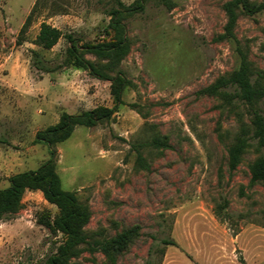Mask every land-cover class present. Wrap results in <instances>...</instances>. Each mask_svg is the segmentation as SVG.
<instances>
[{"label":"rangeland","instance_id":"1","mask_svg":"<svg viewBox=\"0 0 264 264\" xmlns=\"http://www.w3.org/2000/svg\"><path fill=\"white\" fill-rule=\"evenodd\" d=\"M0 0V187L12 174L34 170L49 158L35 133L58 121L62 111L113 107L111 78L126 85L109 119L76 126L55 145L62 187L89 213L83 233L90 242L135 228L137 235L115 253L80 245L78 264H264V179L251 180L254 160L264 154L252 137L249 106L236 97L203 89L238 67L240 47L253 70L264 69V9L235 7V40L220 37L230 0H145L143 11L122 22L128 54L117 66L84 54L110 79L66 65L64 38L51 49L33 44L45 21L83 42L109 39L108 12L136 0ZM250 4L264 0H248ZM264 83V81H263ZM231 92L230 90H227ZM131 104V105H129ZM264 117V96L257 102ZM242 127L248 146L235 169L228 148ZM154 137L167 146L154 147ZM136 148H139L138 157ZM57 208L38 190H25L21 208L0 219V264H43L63 240L40 223ZM162 239L174 245L162 244Z\"/></svg>","mask_w":264,"mask_h":264},{"label":"trees","instance_id":"2","mask_svg":"<svg viewBox=\"0 0 264 264\" xmlns=\"http://www.w3.org/2000/svg\"><path fill=\"white\" fill-rule=\"evenodd\" d=\"M122 6L119 0H115ZM158 4L167 8L171 7L170 0H156ZM38 0L35 1L28 14L20 32L23 33L31 21ZM241 4L242 9L247 14H254L264 9V3L250 4L248 0H230L225 3L227 22L224 26V34L220 37H229L237 42L232 29L236 21L235 7ZM145 0H136L131 8L112 9L108 12L109 21L107 31L109 39L101 42H83L70 33H64L59 28L42 21L39 24L38 32L33 40V44L42 49H51L60 38L68 42L66 48V65L87 70L94 77L99 79H110L84 57L90 53L97 58L108 59L113 66H117L128 54L130 45L126 28L122 22L123 18L133 11H143ZM239 55L238 67L228 75L217 78L212 84L205 87L203 91L209 95H224L229 98L236 97L247 104L252 114V124L254 126L252 137L256 139L259 146L264 147V117L257 107V102L264 96V69L253 70L249 65L246 53L236 47ZM114 86L111 93L113 95L114 106H96L92 109L84 110L80 113H68L62 111L58 121L38 130L35 133V142L43 143L47 146L49 158L34 170L21 171L8 177V186L0 187V219H7L14 216L21 208V198L25 190H38L43 198L57 208V213L53 216L49 212L41 214L39 221L51 232H60L63 240L56 248V251L47 256L43 264H78L73 260L79 253V246L87 245V249L92 251L101 249L110 260L114 262L115 253L122 250L127 242L137 235L135 228H128L121 231L116 236L102 242H90L83 233V226L89 221L90 213L87 207L81 203L76 194L65 190L62 187L61 179L55 169V145L66 140L76 126H92L97 122L109 119L115 112L117 105L122 104L121 94L126 85L125 78L121 72L111 78ZM230 90L231 92H228ZM131 105V104H129ZM248 129L242 127L235 142L228 148V166L233 170L236 168L240 156L248 146ZM149 145L154 147L167 146L163 138L154 137ZM140 157L139 148H136ZM251 180L264 179V154L258 156L251 166ZM164 245H174L173 240L162 239Z\"/></svg>","mask_w":264,"mask_h":264}]
</instances>
